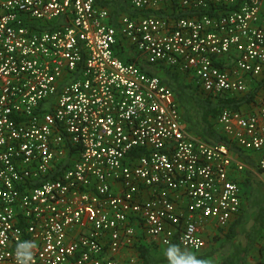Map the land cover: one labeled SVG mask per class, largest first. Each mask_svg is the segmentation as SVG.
<instances>
[{"label":"built area","instance_id":"obj_1","mask_svg":"<svg viewBox=\"0 0 264 264\" xmlns=\"http://www.w3.org/2000/svg\"><path fill=\"white\" fill-rule=\"evenodd\" d=\"M126 1L150 13L113 25L96 0H0V264H134L120 252L140 238L198 252L204 219L241 207L243 162L115 45L243 95L264 77V0ZM215 124L264 174V85Z\"/></svg>","mask_w":264,"mask_h":264},{"label":"trees","instance_id":"obj_2","mask_svg":"<svg viewBox=\"0 0 264 264\" xmlns=\"http://www.w3.org/2000/svg\"><path fill=\"white\" fill-rule=\"evenodd\" d=\"M96 1L100 5L109 8V22L113 25H116L117 17L122 12L133 15L150 13L148 10H134L128 5L126 0ZM127 49L123 39L118 37L115 45V54L123 62H134L142 72L159 76L161 82L174 92L181 118L190 133L209 144L225 145L242 162L247 164L249 169L247 168L245 171L247 176L244 181L247 187L246 207L243 213L228 227L227 232L224 233L219 247L224 256L213 264H248L249 251L258 242L264 229V185L250 169L256 167L253 155L247 153L234 140L220 132L216 127L215 120L222 109L239 108L245 104L247 99H252L256 90L264 85V77L257 82L250 93L246 92L243 95L230 96L227 94L205 93L200 90L194 80L187 78L184 74L161 63H146L134 56L124 54L127 53ZM236 234L243 235L245 242L242 243L237 240L235 238ZM137 250L141 264H160L172 258L182 257L180 254L155 257L150 248L142 244L137 246ZM211 253L212 251H209L203 254H192V256L200 261Z\"/></svg>","mask_w":264,"mask_h":264},{"label":"crops","instance_id":"obj_3","mask_svg":"<svg viewBox=\"0 0 264 264\" xmlns=\"http://www.w3.org/2000/svg\"><path fill=\"white\" fill-rule=\"evenodd\" d=\"M124 54H128V55H131V56H134L135 58H137V56L134 55V53H124ZM137 59L140 60L139 58H137ZM188 77L189 76H187V78ZM251 84H252V82H251ZM256 84L257 83L255 82V85ZM255 85H253L252 88ZM250 91H251V89H250ZM250 91H249V93H250ZM248 101H251V99H247L246 103ZM247 153H249V152H247ZM250 154H252V153H250ZM233 155L237 160L241 161L235 154H233ZM254 160L256 162V159H254ZM243 164H244V169L242 171L236 172V174L238 176V182H239V185H240L241 191H242V193H241L242 194L241 207H240L239 211L230 218L227 225H225L224 227L218 226L216 224V221L212 218H205L204 219V221H205V229L203 231L204 246L201 248L200 251H198V252L188 251V250L182 249L180 246H178L176 244H171L168 246L157 245L154 242H150L149 240H146L144 238H140L139 241L135 244V247L122 249L120 252V258L122 260H125L128 256L129 257L131 256V257H134V264H141V261L139 259V255H138L137 246L142 244V245H145L148 248H150V250L153 247L163 249V251L166 252L165 256H169L172 254L182 255V257L172 258V259L166 260L164 262L173 261L175 263H184L187 260L193 261L195 264H213V263L218 262L224 256V253L221 251V249H219L220 243H221L223 236H224V233L227 232L228 227L243 213V211L246 207V204H247V187L245 186L244 181H245L246 176H247L245 171L248 168V166L244 162H243ZM250 169L260 179V175L262 173H260V170L257 168V164H256V167H252ZM241 180H242V182H241ZM262 183H263V180H262ZM263 185H264V183H263ZM261 235L259 237L258 242L249 251V255H248V259H247L248 264H259V262H260V258H261V250H260ZM235 238L237 240L241 241L242 243L245 242V238L241 234H236ZM209 251H212V253L206 255L200 261L196 260L192 256V254H203V253H206ZM165 256H161V257H165ZM164 262H162V263H164ZM162 263H160V264H162Z\"/></svg>","mask_w":264,"mask_h":264},{"label":"rangeland","instance_id":"obj_4","mask_svg":"<svg viewBox=\"0 0 264 264\" xmlns=\"http://www.w3.org/2000/svg\"><path fill=\"white\" fill-rule=\"evenodd\" d=\"M253 85H255V83L254 82H252V84H251V86H253ZM263 178H264V174H261L260 175V180L262 181L263 180ZM151 250H152V253H153V255L155 256V257H161V256H165L166 255V252L165 251H163V249H159V248H155V247H153V248H151ZM162 264H195L193 261H185L184 263H175V262H173V261H167V262H164V263H162Z\"/></svg>","mask_w":264,"mask_h":264}]
</instances>
